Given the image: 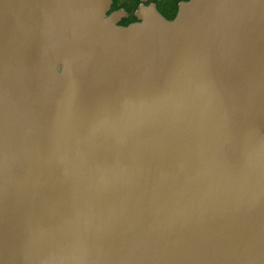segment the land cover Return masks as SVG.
I'll return each mask as SVG.
<instances>
[{
	"label": "water",
	"instance_id": "obj_1",
	"mask_svg": "<svg viewBox=\"0 0 264 264\" xmlns=\"http://www.w3.org/2000/svg\"><path fill=\"white\" fill-rule=\"evenodd\" d=\"M0 0V264H264V0Z\"/></svg>",
	"mask_w": 264,
	"mask_h": 264
},
{
	"label": "trees",
	"instance_id": "obj_2",
	"mask_svg": "<svg viewBox=\"0 0 264 264\" xmlns=\"http://www.w3.org/2000/svg\"><path fill=\"white\" fill-rule=\"evenodd\" d=\"M189 0H148L145 4H155L158 11L167 19L173 20L178 12L179 4ZM140 0H113L111 12L125 10L126 17L121 21L120 25L127 26L137 21L136 11L141 5Z\"/></svg>",
	"mask_w": 264,
	"mask_h": 264
}]
</instances>
